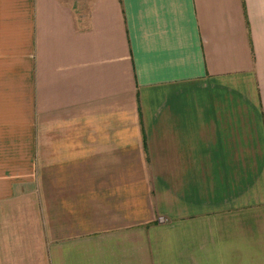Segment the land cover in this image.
Returning <instances> with one entry per match:
<instances>
[{"label": "crops", "instance_id": "1", "mask_svg": "<svg viewBox=\"0 0 264 264\" xmlns=\"http://www.w3.org/2000/svg\"><path fill=\"white\" fill-rule=\"evenodd\" d=\"M76 1L0 0V264H264V0Z\"/></svg>", "mask_w": 264, "mask_h": 264}, {"label": "rangeland", "instance_id": "2", "mask_svg": "<svg viewBox=\"0 0 264 264\" xmlns=\"http://www.w3.org/2000/svg\"><path fill=\"white\" fill-rule=\"evenodd\" d=\"M69 3H71V0H67ZM88 1L86 0H77L75 2V13L79 16L85 15L87 11Z\"/></svg>", "mask_w": 264, "mask_h": 264}, {"label": "built area", "instance_id": "3", "mask_svg": "<svg viewBox=\"0 0 264 264\" xmlns=\"http://www.w3.org/2000/svg\"><path fill=\"white\" fill-rule=\"evenodd\" d=\"M159 221H162V218H159Z\"/></svg>", "mask_w": 264, "mask_h": 264}]
</instances>
